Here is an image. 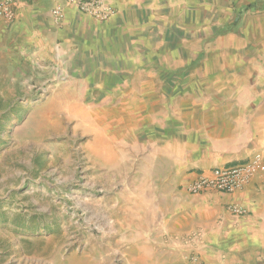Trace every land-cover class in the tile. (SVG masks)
Instances as JSON below:
<instances>
[{
  "label": "rangeland",
  "instance_id": "obj_1",
  "mask_svg": "<svg viewBox=\"0 0 264 264\" xmlns=\"http://www.w3.org/2000/svg\"><path fill=\"white\" fill-rule=\"evenodd\" d=\"M223 6L209 45H128L93 81L17 72L0 43V264H162L153 224L189 194L188 169L264 161L220 124V91L264 96V45H213L264 0Z\"/></svg>",
  "mask_w": 264,
  "mask_h": 264
},
{
  "label": "crops",
  "instance_id": "obj_2",
  "mask_svg": "<svg viewBox=\"0 0 264 264\" xmlns=\"http://www.w3.org/2000/svg\"><path fill=\"white\" fill-rule=\"evenodd\" d=\"M225 1L232 0H109L116 14L104 22L80 14L64 0L19 2L13 22L0 21V43L17 59V72L26 74L30 68L32 74L64 80L50 69L75 68L80 79L93 81L98 74H111L103 60L114 53L118 59L128 45H184L186 51L190 45H209L210 31L228 19ZM57 6L62 7L60 20L52 14ZM235 23L224 34L220 30L213 45H264V7L248 10ZM222 123L243 130L242 145L264 147V96L220 91ZM234 159L240 158L218 165ZM213 166L192 167L187 177ZM180 194L175 210L153 224L151 246L160 251L162 264H187L191 256L205 264H264V173L232 193ZM231 207L243 214H234Z\"/></svg>",
  "mask_w": 264,
  "mask_h": 264
},
{
  "label": "built area",
  "instance_id": "obj_3",
  "mask_svg": "<svg viewBox=\"0 0 264 264\" xmlns=\"http://www.w3.org/2000/svg\"><path fill=\"white\" fill-rule=\"evenodd\" d=\"M30 1L32 0H0V18L8 23L13 22L18 3ZM64 2L75 8L80 14L92 17L97 21H107L116 14V9L109 0H64ZM52 14L56 20H60L62 7H55ZM262 172H264L262 155L252 153L244 158L234 159L207 170L195 171L187 177L183 183V189L192 195L210 191L232 193L248 184L258 173ZM231 211L234 214H243V211L238 207H231ZM187 264L205 263L191 256Z\"/></svg>",
  "mask_w": 264,
  "mask_h": 264
}]
</instances>
